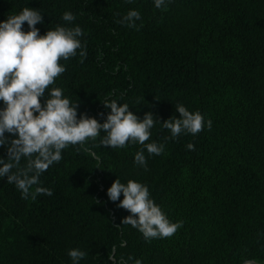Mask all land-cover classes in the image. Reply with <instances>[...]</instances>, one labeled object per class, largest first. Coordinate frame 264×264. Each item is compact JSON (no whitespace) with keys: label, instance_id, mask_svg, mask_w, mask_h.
I'll return each instance as SVG.
<instances>
[{"label":"trees","instance_id":"1","mask_svg":"<svg viewBox=\"0 0 264 264\" xmlns=\"http://www.w3.org/2000/svg\"><path fill=\"white\" fill-rule=\"evenodd\" d=\"M25 7L42 14L40 35L58 25L84 32L86 58L81 63L78 50L61 60L66 71L41 103L60 87L77 102L78 118L104 123L105 100L128 104L140 119L151 112L146 143L163 144L164 152L100 146L101 132L64 149L39 177L51 196L23 199L0 178V264H72L73 248L87 253L79 264H264V0H171L165 10L154 0H0V22ZM130 10L141 14L136 28L119 22ZM65 12L75 20L65 22ZM179 104L205 117L203 131L171 137L162 123L179 118ZM7 147L0 146L5 160ZM141 149L147 170L134 161ZM117 178L146 185L183 226L147 241L122 224L130 213L107 196Z\"/></svg>","mask_w":264,"mask_h":264},{"label":"clouds","instance_id":"2","mask_svg":"<svg viewBox=\"0 0 264 264\" xmlns=\"http://www.w3.org/2000/svg\"><path fill=\"white\" fill-rule=\"evenodd\" d=\"M170 2L154 0V5L165 10ZM140 18L138 10H130L119 22L136 28L135 22ZM62 19L72 22L75 17L71 12H65ZM25 22L30 29L27 32L23 30ZM42 22L40 11L30 7L0 22V102L4 104L0 109V146L8 145L7 159L0 158V178L7 177V182L16 186L23 199L31 196L35 200L43 194L51 196L50 189L38 186L39 177L63 159L64 149L95 141L101 132L106 135L100 138V146L114 149L139 143L149 155L162 154L163 144L146 143L156 123L151 112L140 119L129 110L128 104L105 100L104 107L111 111L104 123L87 115L78 118L77 102L65 97L60 87H52L49 98L41 103L49 86L66 71L60 61L75 57L78 50L81 63L87 55L86 46L79 39L84 35L79 26L58 25L40 35L36 25ZM176 111L179 118L171 117L162 123L173 139L182 133L197 135L205 129V117L199 111L191 112L182 104L176 105ZM206 124L210 130L212 121L208 119ZM5 133L16 138L9 142ZM186 147L195 150L191 143ZM22 159L26 160L23 167ZM134 161L147 170L143 149L137 151ZM14 168L15 172L12 171ZM107 196L112 202L119 200L118 207L130 213L123 218L122 224L138 229L147 241L171 238L183 226V221L171 222L150 197L149 188L135 180L129 179L124 184L117 178L107 189ZM86 255L78 248L68 252L72 264H79ZM135 264H142V260L136 259Z\"/></svg>","mask_w":264,"mask_h":264},{"label":"water","instance_id":"3","mask_svg":"<svg viewBox=\"0 0 264 264\" xmlns=\"http://www.w3.org/2000/svg\"><path fill=\"white\" fill-rule=\"evenodd\" d=\"M246 264H254V263H252V262H248V263H246Z\"/></svg>","mask_w":264,"mask_h":264}]
</instances>
